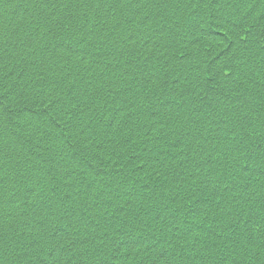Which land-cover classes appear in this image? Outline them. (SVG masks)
Instances as JSON below:
<instances>
[{
  "label": "trees",
  "instance_id": "16d2710c",
  "mask_svg": "<svg viewBox=\"0 0 264 264\" xmlns=\"http://www.w3.org/2000/svg\"><path fill=\"white\" fill-rule=\"evenodd\" d=\"M0 264H264V0H0Z\"/></svg>",
  "mask_w": 264,
  "mask_h": 264
}]
</instances>
